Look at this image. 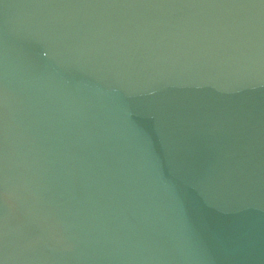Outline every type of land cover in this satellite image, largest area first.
<instances>
[{"label":"water","instance_id":"water-1","mask_svg":"<svg viewBox=\"0 0 264 264\" xmlns=\"http://www.w3.org/2000/svg\"><path fill=\"white\" fill-rule=\"evenodd\" d=\"M0 264H264V0H0Z\"/></svg>","mask_w":264,"mask_h":264}]
</instances>
